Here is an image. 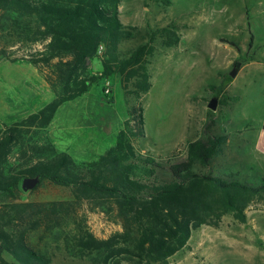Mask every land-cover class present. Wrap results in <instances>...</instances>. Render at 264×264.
Listing matches in <instances>:
<instances>
[{
	"label": "rangeland",
	"instance_id": "obj_1",
	"mask_svg": "<svg viewBox=\"0 0 264 264\" xmlns=\"http://www.w3.org/2000/svg\"><path fill=\"white\" fill-rule=\"evenodd\" d=\"M119 19L132 35L119 46L121 57L141 44L150 43L153 48L148 65L150 90L138 100L124 91L118 75L98 79L86 94L63 104L47 127L22 129L4 164L5 172L45 161L49 147L69 154L78 165L93 161L114 145L129 113L140 102L145 137L134 144L142 154L180 161L186 157L188 143L220 134L219 128L230 121L222 154L218 156L217 151L208 167L197 170L261 185L264 162L251 152L264 117V72L241 70L234 79L229 73L236 61L242 65L255 58L264 62L259 53L264 50V0H122ZM41 49L39 45L6 48L0 37V135L56 98L45 68L26 61L11 63L2 54L5 50L7 56L20 60ZM103 51L102 47L100 57L89 65L93 75L101 70ZM213 98H217L215 111L207 107ZM5 198L0 195V216L8 202L72 203L61 234L43 225L27 230V216L23 222H14L15 229L25 235V243L49 264H94L78 253L70 233L75 227L84 228L98 241L121 231L98 207L76 205L69 188L47 181L35 191L22 192L18 200ZM245 214L244 223L227 215L217 226L194 230L187 246L167 264H264V193Z\"/></svg>",
	"mask_w": 264,
	"mask_h": 264
},
{
	"label": "trees",
	"instance_id": "obj_2",
	"mask_svg": "<svg viewBox=\"0 0 264 264\" xmlns=\"http://www.w3.org/2000/svg\"><path fill=\"white\" fill-rule=\"evenodd\" d=\"M121 1L0 0V37L5 47L42 46L20 60L3 50L4 58L45 68L46 81L56 95L0 135V195L6 201L18 200L22 179L41 174V182L32 191L45 181L69 188L76 205L92 204L121 227L120 232L99 241L84 228L75 227L70 233L81 256L94 264H167L187 246L194 230L217 226L227 215L244 223L246 209L264 193V182L254 186L197 170L210 165L222 144L220 138L188 143L186 157L180 161L142 154L134 144L145 137L139 102L117 133L114 145L91 162L78 165L69 154L49 147L45 148L50 152L46 160L32 167L15 172L3 168L22 129L47 127L63 104L86 94L98 79L118 75L124 91L138 100L150 90V43L137 46L128 56L119 53L121 43L132 37L119 19ZM220 41L236 47L226 39ZM100 47L104 49L101 70L93 75L89 65L100 57ZM4 209L0 216V264H49L44 255L25 243V235L15 229L14 222H23L22 217L27 216V230L43 225L61 234L72 203L8 202Z\"/></svg>",
	"mask_w": 264,
	"mask_h": 264
},
{
	"label": "crops",
	"instance_id": "obj_3",
	"mask_svg": "<svg viewBox=\"0 0 264 264\" xmlns=\"http://www.w3.org/2000/svg\"><path fill=\"white\" fill-rule=\"evenodd\" d=\"M262 50V49H261ZM261 55V57H264V50L259 52ZM260 58V57H259ZM237 62V61H236ZM254 69L256 72H264V62L262 60H259L258 58L255 59H250L249 61H247V63L245 64H241V67L239 69V72L237 73V75L240 73L241 70H248V69ZM236 75V76H237ZM234 79V78H232ZM233 81L230 83L232 84ZM228 88H230V85H228ZM264 121V117L262 120H260L259 122V126L257 129V136L254 139V143H253V147H252V154L259 160L264 162V131L262 130V124ZM230 124L231 122L229 121L227 124L221 126V128H219V130L217 132H220V134H213V137H217L220 138L221 140H223V143L220 145L219 149H218V156H220V154H222V150L223 147L225 146L224 141L226 140V135L231 132L230 131ZM247 128V126H245ZM251 128V127H250ZM246 129H244L245 131ZM239 133H242L241 131H239ZM226 134V135H225ZM240 141H242V138L239 139ZM241 148V146H239V149ZM214 157V156H213Z\"/></svg>",
	"mask_w": 264,
	"mask_h": 264
},
{
	"label": "water",
	"instance_id": "obj_4",
	"mask_svg": "<svg viewBox=\"0 0 264 264\" xmlns=\"http://www.w3.org/2000/svg\"><path fill=\"white\" fill-rule=\"evenodd\" d=\"M241 67V62H235L233 64L232 70L229 73L230 78H235L239 69ZM208 109L211 111H215L217 109V98H213L207 105ZM42 175L37 174L33 177H25L21 181V190L23 192H31L36 188V186L41 182Z\"/></svg>",
	"mask_w": 264,
	"mask_h": 264
},
{
	"label": "built area",
	"instance_id": "obj_5",
	"mask_svg": "<svg viewBox=\"0 0 264 264\" xmlns=\"http://www.w3.org/2000/svg\"><path fill=\"white\" fill-rule=\"evenodd\" d=\"M102 49V47H100V50Z\"/></svg>",
	"mask_w": 264,
	"mask_h": 264
}]
</instances>
